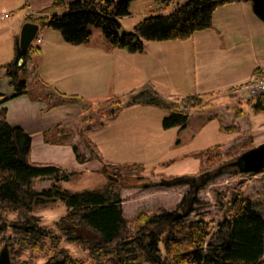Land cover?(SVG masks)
I'll use <instances>...</instances> for the list:
<instances>
[{"label": "trees", "instance_id": "1", "mask_svg": "<svg viewBox=\"0 0 264 264\" xmlns=\"http://www.w3.org/2000/svg\"><path fill=\"white\" fill-rule=\"evenodd\" d=\"M54 1L57 7L65 5V0ZM131 1L76 0L69 4L66 14H49L37 19L27 16L25 23L39 25L38 35L44 29H53L71 46H86L93 36L92 27L99 28L109 49L142 54L145 41L189 40L195 33L213 28V15L217 9L238 2L249 3L247 0H186L172 10L159 7V11L152 12L135 25L132 32L122 34L120 19L130 15ZM158 2L176 3L178 0ZM19 39V36L15 38L14 59L0 66L10 79L14 97L28 95L37 101L52 100V94L36 96L28 90L30 59L41 49L33 44L30 50L24 52L20 49ZM54 92L60 101L49 104L48 109L65 104L82 107V125L78 128L77 138L89 155L83 153L79 145L71 144L78 163L98 161L102 164L99 174H112L123 185L124 182H132L138 187L146 181L141 174L145 169L142 164H138L137 171H134L137 164H111L104 159L98 145L89 137L91 125L85 126L91 120L88 117L92 109L89 101L79 94ZM147 94L149 97L144 100ZM131 96L126 102L121 97H113L109 103L112 108L104 114L107 120H113L125 108L150 105L167 112L161 123L164 130H184L188 127L189 112L202 109L204 105V98L200 94L185 98L184 103L176 100L167 102L153 90H141ZM248 104L253 114L264 115V94H257ZM234 111L236 119L245 115L240 107L234 108ZM210 119L219 121L221 133L239 131L235 123L226 126L221 124L218 116ZM105 126V121H101L99 127ZM55 132H58L57 129L44 134L47 143L54 144L51 137ZM31 141L32 136L22 128L9 124L6 109H1L0 253L7 248L11 264H42L38 262L39 258L47 259L44 264H85L62 246L63 241L84 252L92 264H264V216L249 199H244L242 194H234L231 204L235 211L224 216L215 229L211 228L210 221L203 214H195L202 204L200 191L224 173L243 174L236 161L244 152L256 147L253 139L229 151L223 156L224 159L215 156L220 152V146L193 154L202 163L203 159L207 163L213 162V157L223 162L219 167L202 171L196 176H171L166 179L162 175L161 187L190 186L177 209L172 212L166 209L141 211L129 220L123 216L122 199L117 191L106 189L104 192L92 190L75 193L64 189L62 184L78 176L79 172L65 170L57 164H35L32 161ZM46 180L52 182L51 186L36 191V182ZM115 183L110 181L111 185ZM142 185L148 187V184ZM57 201L65 204L67 214L51 228L44 225L45 218L36 215L35 209ZM193 214L195 217L192 219Z\"/></svg>", "mask_w": 264, "mask_h": 264}, {"label": "rangeland", "instance_id": "2", "mask_svg": "<svg viewBox=\"0 0 264 264\" xmlns=\"http://www.w3.org/2000/svg\"><path fill=\"white\" fill-rule=\"evenodd\" d=\"M73 1L76 0H65V5L57 7L54 5V0H0V25L17 22L18 29L14 33L16 38L20 35L27 16L37 19V17L49 16V14H66L69 10V4ZM185 1L178 0L176 3L167 2L160 4L158 0H132L129 6L130 15L120 19V33L132 32L135 25L142 22L152 12L159 11V7L172 10L176 5ZM166 4L167 6H165ZM4 15H8V17L4 18ZM53 32L59 35V32L54 30ZM92 35L94 41L104 40L102 31L99 28L92 27ZM35 41L33 44H38ZM180 41H145L146 47L142 54H130L122 50L127 55L138 56L137 66L141 69L145 67L147 73L144 76H140L134 84V89H132L134 93H132V90H121L120 93L122 94L117 96H114V94L102 95L97 101L90 102L92 109L88 117H91L92 129L96 130L90 135L92 141L95 143L99 141L106 131L101 130L98 132L99 129L97 128L100 126L101 121L108 122L104 114L112 108L109 103L112 102L113 97H121L123 102H126L132 98V94L141 90H153L158 93V97L167 102L176 100L184 103L185 98L194 96L196 91H194L190 81H187L189 75H187L186 79L182 75V73L190 71L192 61H186L182 58L179 60L177 55L168 53L169 51L172 52L170 49L176 52L175 46L180 44ZM111 50L115 51L118 49ZM36 55L33 54L32 57ZM32 57L30 63L32 62ZM202 65L204 66L205 64ZM261 79V77H254L249 83L229 89L224 87L225 85L222 82L220 83V88L222 89L214 92L209 90L202 92L200 95L204 98V105L202 109L189 112L188 127L184 130L180 128L164 130L161 123L163 118L168 115L167 112L160 108L148 107L150 105L139 107L140 109H136L134 112L131 111L130 115L132 117L129 120L125 119L128 116L124 114L118 121H115L111 128L112 131L116 130L117 140H123L122 145L124 147L138 149V152H126L125 155H122V158L139 160L137 163L129 162L132 166L137 164L136 166L134 165V171H137L135 169L138 164H142L145 167L141 174L146 178V181H143L144 183L139 184L138 187L134 186L132 182L123 181L125 183L123 185L119 180L114 185H111L109 176L114 178L116 176L93 173L76 176L67 183L62 184V187L75 193L92 190L104 192L106 189L117 191L122 199L123 216L127 220L135 218L141 211L152 212L164 209L170 212L175 211L185 197L184 195L189 191L190 186L161 187L159 183L163 179L162 175L166 179L171 176H196L202 171H209L219 167L223 160L219 161L220 159L213 157V162L207 163V160L203 159L204 163H202L193 156V154L200 153L211 147L220 146V152L215 153V156L223 157L232 149L240 148L241 144L249 142L251 139L257 145L264 142V115L253 114L248 104L251 98L253 99L257 94H261L258 88L253 87ZM32 93L36 96L41 93L57 96L54 90H50L42 84L34 89ZM148 97L149 94L145 95L143 99L147 100ZM47 102H49L48 105H51L54 100ZM236 107H240L245 111V115L241 119H236L235 117L234 108ZM214 116H218L223 125L230 126L235 123L239 127V131L231 134L221 133L219 131V121L210 119ZM126 130L129 132L127 133ZM100 143L106 156L105 142L102 141ZM133 154L137 156L135 157ZM142 184H148V187H144ZM49 185L50 182L47 180L37 181L35 189L36 191H42ZM234 194H242L244 199H249L255 209L264 216V172L257 174L234 172L222 174L211 182L207 188L199 192L202 204L197 207L195 214H203L210 221L211 228L215 229L216 225L223 221L224 216L235 211L231 204ZM35 214L45 218L43 221L44 225L54 228V223L67 213L65 204L57 201L45 207H37ZM195 214L191 216L192 219ZM62 246L72 251L74 258L84 261L85 264H92L88 256L73 244L63 241ZM38 262L44 264L47 259L39 258Z\"/></svg>", "mask_w": 264, "mask_h": 264}, {"label": "crops", "instance_id": "3", "mask_svg": "<svg viewBox=\"0 0 264 264\" xmlns=\"http://www.w3.org/2000/svg\"><path fill=\"white\" fill-rule=\"evenodd\" d=\"M17 25V22L0 25V66L14 59ZM40 33L42 41L36 45L40 46L41 52L33 56L29 64L28 90L31 93L42 84L61 94H79L86 101H97L102 95L117 96L122 94L121 90L134 89L140 76L147 73L145 67L141 69L137 66L138 56L127 55L122 50L112 51L103 39L94 41L92 37L86 46H71L53 29H44ZM170 50L172 52L168 53L177 55L179 60L192 61L190 71L182 75L185 79L189 75L187 81L192 84L195 94L222 89V82L229 89L249 83L254 77H264V23L255 16L250 2H238L217 9L212 29L195 33L187 41H180L175 46L176 52ZM14 94L6 71L0 69V110L6 109L9 124L22 128L32 136L31 155L35 164H57L65 170L79 172V175L99 174L102 164L98 161L78 163L71 145H79L81 151L89 155L77 140V131L82 125L81 106L65 104L48 109L49 102L45 100L37 101L28 95L14 97ZM53 100L59 102L60 98L53 96L50 101ZM147 106L125 108L113 120H107L105 127L97 128L98 132L106 130L99 139L105 142L106 156L101 143L96 141L106 161L111 164L139 161L122 158L126 152L134 153L138 149L124 147L123 140H117L116 130L112 131L111 126L122 115L126 114L128 117L125 119L129 120L131 111ZM90 122L85 126L91 125ZM55 129L58 132L51 137L54 144L47 143L44 134ZM93 131L96 130L92 129L90 135ZM49 182L47 187L52 184Z\"/></svg>", "mask_w": 264, "mask_h": 264}, {"label": "water", "instance_id": "4", "mask_svg": "<svg viewBox=\"0 0 264 264\" xmlns=\"http://www.w3.org/2000/svg\"><path fill=\"white\" fill-rule=\"evenodd\" d=\"M252 4L253 13L264 23V0H247ZM39 25L31 22H26L19 35V46L24 52L30 50L33 42L36 40ZM236 165L243 174L252 173L257 174L264 171V142L256 145L255 148L244 152L236 161ZM111 181H118V179L109 176ZM0 264H11L8 249L5 248L0 253Z\"/></svg>", "mask_w": 264, "mask_h": 264}, {"label": "built area", "instance_id": "5", "mask_svg": "<svg viewBox=\"0 0 264 264\" xmlns=\"http://www.w3.org/2000/svg\"><path fill=\"white\" fill-rule=\"evenodd\" d=\"M8 17V15H4V18ZM37 43H41V39H38L36 41ZM258 88V90L260 91L261 94H264V78H262L255 86ZM255 90V89H254Z\"/></svg>", "mask_w": 264, "mask_h": 264}, {"label": "bare ground", "instance_id": "6", "mask_svg": "<svg viewBox=\"0 0 264 264\" xmlns=\"http://www.w3.org/2000/svg\"><path fill=\"white\" fill-rule=\"evenodd\" d=\"M262 172H264V171H262ZM262 172H259V173H262ZM248 174V173H247ZM250 174V173H249ZM252 174V173H251Z\"/></svg>", "mask_w": 264, "mask_h": 264}]
</instances>
